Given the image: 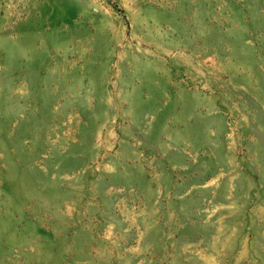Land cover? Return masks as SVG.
Wrapping results in <instances>:
<instances>
[{
  "label": "rangeland",
  "instance_id": "374dc122",
  "mask_svg": "<svg viewBox=\"0 0 264 264\" xmlns=\"http://www.w3.org/2000/svg\"><path fill=\"white\" fill-rule=\"evenodd\" d=\"M0 264H264V0H0Z\"/></svg>",
  "mask_w": 264,
  "mask_h": 264
}]
</instances>
